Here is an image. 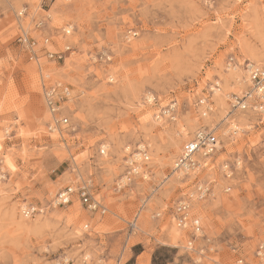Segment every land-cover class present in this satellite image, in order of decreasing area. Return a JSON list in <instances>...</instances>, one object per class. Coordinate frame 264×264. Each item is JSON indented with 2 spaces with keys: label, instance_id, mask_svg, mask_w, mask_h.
Instances as JSON below:
<instances>
[{
  "label": "rangeland",
  "instance_id": "374dc122",
  "mask_svg": "<svg viewBox=\"0 0 264 264\" xmlns=\"http://www.w3.org/2000/svg\"><path fill=\"white\" fill-rule=\"evenodd\" d=\"M41 2L0 0V264H51L59 256L71 264H141L144 256L142 264H257L255 251L264 245V120L231 110V95L247 83L234 80L246 76L243 66L227 63L264 64V0ZM40 19L44 29H33ZM65 27L72 28L73 54L58 64L42 61V68L71 91L69 127L48 134L39 70L14 40L47 35L51 49L61 50ZM146 93L156 102L144 103ZM170 103L175 121L156 120ZM199 128L214 131L219 149L198 178L212 193L190 209L214 246L195 262L167 213L192 188L193 179L171 169ZM142 144L149 177L116 191L124 156ZM69 167L91 179L107 212L90 214L73 200L22 218L21 207L45 206L72 182Z\"/></svg>",
  "mask_w": 264,
  "mask_h": 264
},
{
  "label": "built area",
  "instance_id": "2783aa9c",
  "mask_svg": "<svg viewBox=\"0 0 264 264\" xmlns=\"http://www.w3.org/2000/svg\"><path fill=\"white\" fill-rule=\"evenodd\" d=\"M50 2L51 0H42L41 7H45ZM44 27L45 19L34 22L33 29L41 31ZM71 34V27H65L61 30L60 36L65 42L61 50L57 51L51 49L53 47L52 41L47 35H43L38 40L26 33H21L14 40L27 61L34 63L39 70L41 97L49 118L45 124L48 134H60L69 127L67 111L73 96L68 86L54 80L50 73L44 72L42 65L44 62L52 64L64 62L66 57L73 54V49L67 41ZM127 37L130 36L127 34ZM227 65L230 69L243 66L247 78L246 89L240 94L231 95V110L253 113L262 122L264 120V64L252 62L239 64L236 59L229 58ZM147 96H150V99H147ZM143 101L153 104L156 102V98L151 93H146ZM176 113V104L170 103L167 107L159 110L155 119L165 118L169 121H175ZM217 144L219 142L213 130L197 129L193 137L182 145L171 169L172 173L181 180L193 179L191 190L174 203L167 215L175 228L185 234L186 242L182 249L191 254L195 262H200L206 257V254L212 253L214 247L211 239L203 233L199 221L190 216V209L193 203L205 201L212 193L210 182L198 180V178L211 162V158L217 151ZM126 150L128 151V148ZM99 152L103 155L104 149L101 148ZM148 161V150L143 144L128 151L123 158V176L114 183L115 190L118 192L123 190L132 178L146 180L149 177ZM68 170L74 174L72 182L51 197L45 206L28 205L21 207L19 209L20 216L24 219H30L36 215H43L48 208H65L73 200H76L88 213L103 216L107 209L95 198L91 179L83 178L75 167H69ZM162 213V211L157 212L154 217L160 218ZM87 228L88 226L84 225L83 229ZM127 229L132 234L136 230L135 222H129ZM255 259L257 264H264V245L258 246L255 251ZM51 264H71V260L67 256H59ZM100 264L105 263L100 261ZM114 264H121V262L116 261ZM237 264H242V260H238Z\"/></svg>",
  "mask_w": 264,
  "mask_h": 264
},
{
  "label": "bare ground",
  "instance_id": "6f19581e",
  "mask_svg": "<svg viewBox=\"0 0 264 264\" xmlns=\"http://www.w3.org/2000/svg\"><path fill=\"white\" fill-rule=\"evenodd\" d=\"M257 59V58H256ZM253 60V59H252ZM233 73V72H232ZM238 73V72H237ZM235 74V73H234ZM239 74V73H238ZM244 76V75H243ZM234 77H235V75H234ZM234 79V78H233ZM237 83L241 80V83L242 82H244L245 84L247 83V78H246V76H244V78H242L241 77V79H239L238 78V75H237V77H235V79H234ZM226 84H227V82H226ZM220 91V89H217V92H219ZM221 95V94H220ZM220 95H216L217 96V98L216 99H219V101H220V103L222 102L223 103V99H221V97H220ZM224 97H227V94L224 96ZM148 99H150V96H148ZM219 104V103H218ZM220 106H221V104H220ZM224 107V106H223ZM184 132V131H183ZM183 139H185V138H183ZM217 149H219V144H217ZM140 227V226H139ZM173 228V227H172ZM178 237V235H177V231L175 230V228L174 229H172L171 230V239L172 240H176V238ZM147 259V257L146 256H144L143 258H142V261H141V264L142 263H145V260Z\"/></svg>",
  "mask_w": 264,
  "mask_h": 264
}]
</instances>
